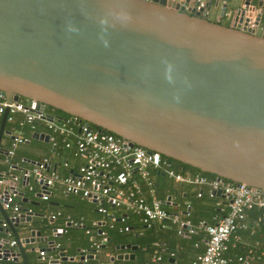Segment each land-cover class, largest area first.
<instances>
[{"label":"water","instance_id":"95a60500","mask_svg":"<svg viewBox=\"0 0 264 264\" xmlns=\"http://www.w3.org/2000/svg\"><path fill=\"white\" fill-rule=\"evenodd\" d=\"M212 1L205 0V10ZM184 3L197 0H0V93L7 103L23 97L40 112L51 106L129 146L263 192L264 27L258 34L244 21L255 15L258 25L264 0H242L229 25L220 22L226 2L216 21ZM33 137L48 142V134ZM0 214V230L12 232L14 253L28 264L24 245L40 236L30 228L31 213L22 208L14 218L0 198ZM19 224L28 236H19ZM7 242L0 236V248ZM49 244L39 249L48 264L66 259L62 251L51 258Z\"/></svg>","mask_w":264,"mask_h":264},{"label":"built area","instance_id":"2783aa9c","mask_svg":"<svg viewBox=\"0 0 264 264\" xmlns=\"http://www.w3.org/2000/svg\"><path fill=\"white\" fill-rule=\"evenodd\" d=\"M218 1L222 4L226 2V0ZM205 4V0H197L196 5L184 3V8L188 9L195 6V10L204 9L201 12L207 14ZM224 14L231 15V12L225 11ZM244 22L245 27L249 29H254L257 26L255 15ZM0 98L2 99L0 101V114H3L5 107L8 108L5 121H11L13 113L21 112L31 129H34L36 123H43L46 131H33L48 134V141L53 144L54 148L55 136H61L62 147L72 148L74 156L81 161L76 171H71L66 175H60L56 170L50 169L47 158L34 161L30 167H18L16 163L11 162V158L16 146L20 142L26 141L27 138L11 134L12 141L9 146L0 147V152L3 155L1 162L7 165L8 170L0 171V198L3 209L7 210L10 216L15 218L22 213V207L16 200L17 185L22 183L30 191L35 192V188L29 182L30 176H34L35 181L39 184L38 194H41L42 200L48 199L51 189L58 183L65 193L92 202L96 211L102 216L101 219L95 221V225L100 229L101 242L107 238L105 231L100 228L101 223L103 225L107 223L109 228H114L115 216L110 210L118 208L136 214L138 221L145 226H150L152 223L163 224L168 222L181 235L192 234L196 230L202 231L201 241L204 250L197 256L194 264H228L233 260L240 264H251L249 256L237 255L233 258L225 256L224 251L227 248L230 235L247 227L246 212L253 207L264 208L262 192L245 183H234L230 180L223 182L216 179L207 180L200 175L182 176L175 172L169 161L157 151H148L138 145L129 146L127 141L117 135L109 131L93 129L84 121L71 116L56 118L46 114L44 109L42 112L34 110L27 105L26 99L21 101L19 98L18 101L7 103L2 93H0ZM63 165L69 167L67 161ZM12 170H16V172ZM153 170L166 173L177 181L207 184L210 186V195L221 189V193L227 199V211L223 215L213 217V223L200 220L196 224L171 213L163 207V202L156 197L155 184L151 175ZM5 174L8 177H4ZM143 188L149 198L145 196ZM188 208L187 205L183 212L184 215L188 214ZM57 215L59 212L51 213L49 217L54 219ZM67 219L68 224H80L79 221H74L70 217ZM118 220L121 221L122 218ZM2 226L6 227V223L3 222ZM127 229L125 226L124 230ZM54 234L57 233L54 231ZM262 239L264 244V236ZM156 245L152 262L159 261L161 252L164 250L162 245ZM14 246L15 240H8L4 248H0V260L14 262L16 258L13 251ZM54 248H57L56 243H54ZM39 254L44 256V251H39Z\"/></svg>","mask_w":264,"mask_h":264},{"label":"crops","instance_id":"0c3cea01","mask_svg":"<svg viewBox=\"0 0 264 264\" xmlns=\"http://www.w3.org/2000/svg\"><path fill=\"white\" fill-rule=\"evenodd\" d=\"M242 0H226L227 9L226 11L231 12V15H223L220 18V22L229 25L232 22V13L233 10L237 7L238 3H241ZM222 3L218 1V3L213 0L209 8L207 9V17L209 20L216 21L220 16ZM264 27V16L260 19L258 25L254 28V30L260 34L263 31ZM16 135H20L18 133H14ZM32 139L36 140L30 142L28 139L26 140L29 145H19L18 148L26 151L27 154L36 156L37 158H47L49 161V168L56 170L60 175H66L68 172L76 171L78 164L81 162L78 158H70L69 160L66 158L65 153L62 152H54L51 151L47 153L42 150L38 138ZM1 142V141H0ZM45 142V141H44ZM5 148L3 146H0ZM54 149V148H53ZM40 159V160H41ZM28 163H33L35 160L31 158H27ZM68 161L69 167H65L63 163ZM0 164H3L0 162ZM162 174V172H161ZM4 177H8L7 174ZM192 177V176H191ZM177 181V180H175ZM29 182L35 188V192L30 191L27 186L19 183L17 185V202L21 205L22 208H26L31 212L32 220L30 223V228L39 230L40 236L38 242L35 244H25V254L27 258L28 264H48V261L44 258V256L40 257L39 249L50 248L52 245L49 244V241H54L57 239L63 240L64 243V255L66 256L65 260H59V264H193L194 258L200 254L203 250V243L198 241L196 236L195 240H182L180 241L178 238H175L173 241L168 235V232L163 228V225L160 223H154L149 229L150 235L156 237L159 242L164 243L163 252L165 250H171L175 252L176 256L173 258L169 254L166 260L152 262V255L146 250L145 247H140L134 242H126L136 246V249L133 251L129 248H114V251H102L104 248H100L102 237L99 233V227L95 225V221L102 218L101 214L96 211V208L92 202H89L86 199H83L78 196H74L71 194H67L62 190L60 184L56 183L54 187L51 189V193L49 194L48 200H42L40 196H38L39 184L35 181L34 176H30ZM177 186L181 192L180 196L177 197L174 193H167L166 197L162 201H166L169 198L170 203L164 204L168 206V209L171 213L176 212L177 215L182 217L184 215V209L182 205H189L191 200H195L198 198L197 191L203 184L196 182H186V181H178ZM145 190V189H144ZM145 195H148L146 190L144 192ZM217 201V209L219 211H227V199L221 193ZM111 209V208H110ZM258 209V210H256ZM255 210H248L246 212V223L247 227L245 229L237 230L235 233H232L227 242V248L224 251V255L228 257H233L237 255H246L250 257L251 264H264V244L262 242L263 239H260V236L264 232V227L262 228L258 223L255 217V213L259 211L260 215L257 217L258 219L261 216H264V208H256ZM54 211H60L62 215L51 219L49 216ZM112 214L117 217L119 212L118 208H113L110 210ZM121 214L125 215L124 212ZM67 217L75 219L80 222L78 225L68 224ZM184 218V217H182ZM0 219H2V215L0 214ZM100 224V223H99ZM103 225V223H101ZM25 224H19L17 227V231L20 237H25L29 235L28 230H24ZM59 230L57 234H54L52 229ZM67 230V231H66ZM0 236L3 238L10 240H14L12 232L9 230L5 232L4 230H0ZM46 237V240L43 239ZM159 242H154L153 246L156 248V244H161ZM258 242V243H256ZM119 243V244H126ZM119 244H115L119 245ZM106 246V244H105ZM163 246V245H162ZM31 248H33L31 250ZM13 251L18 253L16 247H13ZM54 250L49 252V256L51 258H59L54 257L52 255ZM79 252L83 254H91V258H86L83 260H75L70 259L79 254ZM122 252H132L134 257L132 260H118L114 259L113 262L110 261V256L122 253ZM154 252V251H153ZM170 252V251H169ZM96 257V258H95ZM15 264L22 263V256H16ZM228 264H240L238 261L233 260Z\"/></svg>","mask_w":264,"mask_h":264},{"label":"trees","instance_id":"16d2710c","mask_svg":"<svg viewBox=\"0 0 264 264\" xmlns=\"http://www.w3.org/2000/svg\"><path fill=\"white\" fill-rule=\"evenodd\" d=\"M21 101H24L25 98L20 97ZM0 101L2 99L0 98ZM44 112L48 115H52L56 118H66L69 117L70 115L63 112L62 110L53 108L51 106H46L44 108ZM2 115L0 114V122H1ZM91 128L99 129L97 126L90 124L89 125ZM5 129L8 131V133H4L2 135V139L0 142V146L7 147L12 141L11 134L18 133L23 137L27 138L30 142L36 141L32 139V134L33 130L35 131H46V128L44 127L43 123H36L34 126V129L30 128V125L25 121V116L21 112H15L12 114V120L11 121H5ZM61 136L56 135L54 138V143H55V148L53 147V144L51 142H44V141H39L40 146L43 151L50 153L51 151L54 152H64L66 158L69 160L70 158H77L73 154V149H66L62 147V142H61ZM29 142V143H30ZM26 141L20 142L19 145H29ZM2 148V147H1ZM54 148V149H53ZM3 158V155L0 152V162ZM27 158H31L35 161L40 160L41 158H37L36 156L30 155L26 153V151H23L22 149L18 148V145L16 146L14 150V155L11 158V162L13 164H17L18 167H30L32 166L31 163H28ZM163 158H166L169 163L171 168L181 174L182 176H194V175H200L205 177L207 180H215L216 175L210 172H206L203 170H200L199 168L193 167L189 164L180 162L178 160H174L172 158L163 156ZM67 161V160H66ZM68 162V161H67ZM0 171H8L7 170V165L6 164H0ZM13 172H16V170H12ZM69 173V172H68ZM67 173V174H68ZM151 175L154 180V187L156 191V197L159 200H164L166 197L167 193H174L177 197L180 196L181 192L179 190V187L177 186V182L173 178L169 177L166 173L158 172L156 170L151 171ZM144 189V188H143ZM145 192V190H144ZM210 193V186L207 184H203L200 186V188L197 191L198 198L195 200H191L189 206V211L187 215H183L182 217L188 219L192 224H196L200 220H204L207 223H213L216 215H223L225 212L224 211H219L217 209V201L219 199L218 196H216L214 193L212 195ZM262 195L264 197V191L262 192ZM147 198H149L147 195H145ZM49 199V197H48ZM47 199V200H48ZM46 201V200H45ZM163 207L168 209V206L163 204ZM183 209L187 208V205H182ZM258 207H253L252 209L255 210ZM251 209V210H252ZM258 210V209H256ZM255 210V211H256ZM250 211V210H249ZM59 212V215H62L60 211H54L53 213ZM122 212L125 213V215L121 214ZM57 215L56 217H58ZM260 213L257 211L255 213V217L257 219V223L263 228L264 227V216H261L259 219ZM55 217V218H56ZM122 218V220H118ZM72 219V218H71ZM75 221V219H72ZM77 221V220H76ZM109 222V220H108ZM114 223V228H109L108 224L105 223L102 225L100 228L101 230L105 231V235L108 238L106 241V246L102 251H114L115 244L119 243H126V242H134L136 243L139 248L140 247H145L146 250L150 253V255L153 253L155 250V246H153L154 242H159L156 237H153L150 235V227L154 224L152 223L150 226H145L144 224L140 223L138 221V217L136 214L130 212V211H123L119 209V212L117 214V217L115 218ZM163 228L168 232L169 237L172 238L174 241L175 238H178L180 241L190 239V240H195L196 236H198L197 240L199 241L200 238L202 239L203 232L196 230L192 234H185L181 235L178 234L175 227L171 225L170 223H163ZM127 227V230H124V227ZM67 231V230H66ZM264 236V232L260 236V239H262ZM57 244V248L53 251L52 255L54 257H58V253L61 251H64V243L63 240L57 239L55 240ZM202 242V241H200ZM263 242V241H262ZM161 243V242H159ZM164 243H167V241L161 243L160 245H163ZM204 250V246H203ZM202 250V252H203ZM170 251V252H169ZM200 252V254L202 253ZM165 254L171 255V257H175L176 254L175 252L171 250H165L164 252H161V259L160 261L166 260L168 255L165 256ZM198 256V255H197ZM197 256L193 260V264L197 258ZM0 264H15L14 262L6 261V260H0Z\"/></svg>","mask_w":264,"mask_h":264}]
</instances>
